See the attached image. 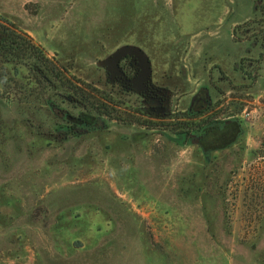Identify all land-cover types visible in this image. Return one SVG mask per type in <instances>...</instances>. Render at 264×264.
I'll list each match as a JSON object with an SVG mask.
<instances>
[{
    "label": "rangeland",
    "instance_id": "374dc122",
    "mask_svg": "<svg viewBox=\"0 0 264 264\" xmlns=\"http://www.w3.org/2000/svg\"><path fill=\"white\" fill-rule=\"evenodd\" d=\"M0 17L121 118L60 141L43 88L9 65L0 264H264V0H0ZM124 45L147 54L162 101L109 79ZM211 117L236 127L205 144L171 129Z\"/></svg>",
    "mask_w": 264,
    "mask_h": 264
},
{
    "label": "trees",
    "instance_id": "16d2710c",
    "mask_svg": "<svg viewBox=\"0 0 264 264\" xmlns=\"http://www.w3.org/2000/svg\"><path fill=\"white\" fill-rule=\"evenodd\" d=\"M263 58L264 52L260 56V59ZM9 65H12L16 73L18 67H26L31 78L43 88L46 105L58 119L55 130L59 133L54 134V132L52 135L60 141L103 127L101 124L104 117L121 119L116 114L118 110L113 107L112 98L109 100L106 97L109 101H105L103 98L105 96L99 92L98 88L82 82L75 76L69 77L65 69L55 59L49 57L44 48L35 43L27 32L19 29L13 22L0 17V78L3 81L9 75ZM132 71L134 72L135 69ZM205 111H194L191 114L199 116ZM203 121V124L207 123L210 126L209 130L212 132L222 129L221 123H225V121H215L210 118ZM197 124L190 125L194 127ZM190 125L180 122L171 129L183 130L191 127ZM230 126L236 127L235 120H231Z\"/></svg>",
    "mask_w": 264,
    "mask_h": 264
},
{
    "label": "water",
    "instance_id": "95a60500",
    "mask_svg": "<svg viewBox=\"0 0 264 264\" xmlns=\"http://www.w3.org/2000/svg\"><path fill=\"white\" fill-rule=\"evenodd\" d=\"M132 56L137 63V75L128 80L124 76L120 62L123 58ZM104 66L107 69L109 79L111 81H121L126 83L129 81L130 87L137 92L148 94L149 90L154 87L152 80V66L147 54L139 47L134 45H124L119 47L111 55L104 60Z\"/></svg>",
    "mask_w": 264,
    "mask_h": 264
},
{
    "label": "flooded vegetation",
    "instance_id": "af4514ba",
    "mask_svg": "<svg viewBox=\"0 0 264 264\" xmlns=\"http://www.w3.org/2000/svg\"><path fill=\"white\" fill-rule=\"evenodd\" d=\"M120 66H121L122 71L124 73L123 77H126L128 80H131L132 78H134L138 73V66H137L136 60L132 56H127V57L123 58L120 62ZM133 69H135L134 72L132 71ZM116 82L122 84L123 86H125L127 88L130 87L129 81L126 83H123L121 81L116 80ZM132 90H134V89H132ZM141 94H143V93H141ZM143 95L148 97L151 100H155V101H159V102L163 100V93L155 85L152 89L149 90L148 94H143ZM207 103H209L207 99H204L201 96H196L192 102V106L189 109L190 113H193L194 111H197V112L198 111L203 112V110L205 111V107H207L206 106ZM196 105L199 107V109ZM194 108L198 109V110H194ZM203 120H201L200 123H198L194 127H192V125H190L188 123V126L190 125L191 127L185 128L183 131H181V133H180L181 140L185 141V142L190 140V142L192 141V142L197 143V144L198 143L199 144L200 143L205 144L204 139L208 138L212 133H214V131L213 132L210 131L209 130L210 126L207 123L203 124V122H204ZM210 120L217 121L218 119L211 117ZM218 121L222 122L223 120H218ZM229 124L231 125V120L225 121L224 124L221 123L222 128H224L226 125L229 126ZM216 125H219V124H216Z\"/></svg>",
    "mask_w": 264,
    "mask_h": 264
}]
</instances>
